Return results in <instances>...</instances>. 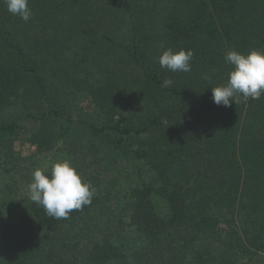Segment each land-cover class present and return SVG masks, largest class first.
Returning a JSON list of instances; mask_svg holds the SVG:
<instances>
[{"label":"trees","instance_id":"trees-1","mask_svg":"<svg viewBox=\"0 0 264 264\" xmlns=\"http://www.w3.org/2000/svg\"><path fill=\"white\" fill-rule=\"evenodd\" d=\"M29 7L24 22L0 0V264H264V95L212 100L226 52L264 51V0ZM169 48L193 52L190 72L161 68ZM24 134L39 158L16 150ZM58 152L92 203L59 220L30 199L7 212L15 176Z\"/></svg>","mask_w":264,"mask_h":264},{"label":"clouds","instance_id":"clouds-1","mask_svg":"<svg viewBox=\"0 0 264 264\" xmlns=\"http://www.w3.org/2000/svg\"><path fill=\"white\" fill-rule=\"evenodd\" d=\"M7 10L24 22L33 17L29 0H5ZM193 52L169 48L158 58L161 68L170 72H190ZM225 61L231 66L225 84L212 88V100L217 106L230 107L240 99H259L264 95V51L251 50L243 54L236 50L226 52ZM171 79H165L162 87H170ZM46 169L37 168L28 186V196L35 204L43 207L48 217L67 219L73 211L82 210L92 203L96 194L90 182H84L68 160L55 162L51 175Z\"/></svg>","mask_w":264,"mask_h":264},{"label":"rangeland","instance_id":"rangeland-1","mask_svg":"<svg viewBox=\"0 0 264 264\" xmlns=\"http://www.w3.org/2000/svg\"><path fill=\"white\" fill-rule=\"evenodd\" d=\"M82 107L85 108V110H84L85 113L88 111L90 112L86 101L82 102ZM28 125L32 126L30 123H28ZM78 125H75V127H78ZM77 132L79 134H82L83 131L77 130ZM15 146H16V150L23 157L30 156V157H34V158L35 157L39 158L38 157L39 155L36 152V147L31 145V143L28 141L27 135H25V134L20 135L17 139ZM61 156H67V155L63 154L62 152H58L57 154L55 153V154H49V155H42V158H40L38 160L39 164L36 165V169L40 168V169L49 170L55 162L61 161ZM33 162H35V161H33ZM36 169H31V170H36ZM135 171H138V169H137L136 165L131 163L130 165H127L126 168H124L120 172V178H121L120 180H121V182H123L125 184V186L128 187L129 183L133 182V180H135L137 178L138 175ZM33 172L34 171H31V172L29 171L28 173H26V174H28V177H26L24 180H22L20 178L21 177L20 175L15 176L17 179V185L13 186L12 192H10V190L8 189V193H9L8 196L9 197H8L7 201H8V205L10 206L11 210L9 209V210H7V212L12 211V213L15 216H17L16 213H18V212H16V211L20 210L18 207L21 206V203H25V202H27V200H29L28 186L32 182ZM13 174H14V172L13 173H7L6 176H7V178H10ZM19 180H21V182L18 184ZM3 182H5V179H2V181L0 182V189L3 188ZM0 202H3V201L0 200Z\"/></svg>","mask_w":264,"mask_h":264}]
</instances>
